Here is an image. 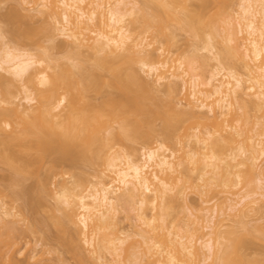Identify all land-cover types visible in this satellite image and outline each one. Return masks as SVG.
I'll return each mask as SVG.
<instances>
[{
	"label": "bare ground",
	"instance_id": "1",
	"mask_svg": "<svg viewBox=\"0 0 264 264\" xmlns=\"http://www.w3.org/2000/svg\"><path fill=\"white\" fill-rule=\"evenodd\" d=\"M148 1V6H145L146 4L142 6L144 2L141 6H137L136 0H18L19 4L15 5L13 10H18L22 6L20 8L26 9L27 12L31 10L35 14L36 12L43 14V18H48L50 21L45 20L48 23L46 22L42 26L43 29L39 28V30L42 29L41 32L45 31L48 38L50 36L54 39L59 35L64 39L67 38L69 40L67 43L71 42L73 48L78 51L87 49V53L92 54V56L89 55L93 58H89V60H93V62H90L88 66L84 63L89 61L88 54L87 60L77 59V62H71V64L67 62L59 65L56 60L50 62L52 58L47 57L48 55L46 56L44 52H41L44 55L36 54L3 42V33L0 29V69L9 74L8 77L0 74V166H6V169L10 170L9 176H11H8L9 179L6 180H9L10 187L13 185L17 189V186L14 185L23 184L27 175H35L38 159H41L42 156L44 158L45 154L52 151L57 154V158L51 160L48 171L53 173L56 171L57 163L64 161L63 159H70L72 162L75 160L84 161L92 165L95 159L105 158L103 162L106 168L96 170L92 179L94 181L85 180L90 184L83 182L85 183L83 187L82 182H78L77 184L82 185V188L79 186L81 190L78 189L77 192L75 191V188H78L75 187L76 184L75 188H72L73 190L62 187L58 199L59 202L61 200L59 207L62 204L63 207H56V209L63 212V216L60 213L61 220H59V216L57 219L54 214H51L52 217L50 216V218L55 216L53 219L56 221L52 219L55 222L51 221L49 224H56L54 226L59 227L56 230H60V234L59 231L56 232L61 236L59 238L60 236L57 234L67 250L65 251L69 250V253L77 256L79 259L77 260L82 261L83 264V261L89 260L91 257L85 259L80 243L93 246L94 248H90V250L93 248V251L104 252L105 250L108 252L110 257L106 255L105 257L98 251L88 250L92 253L91 255L98 254L94 255L95 258L92 257L95 261L90 259L95 264H123L124 261H129L130 257L131 264H137L141 253V261L144 257L143 254L145 256L147 254V258L151 259L152 264H244L247 257L245 259L243 254L238 253L239 250L236 251V249V252L233 251V254L231 253L229 256V253L225 254L224 250L220 251V247L219 249L218 246L215 248L214 241L218 243L220 239V230L218 229L220 226L218 228L217 226L225 219L224 215L230 216L231 214L229 215L228 212L232 213V211L233 215L239 213L243 215L242 217L246 214L249 215L255 209L256 200L264 197V172H262L264 170L259 168V161L264 156V146H262L264 140L257 141L254 137L260 134L259 130L264 133V121L256 122L257 124L252 123L251 126L245 115H241L248 123L245 124L244 119L240 117L243 120L239 119L244 123L241 125L242 129L232 126L233 119L238 121L234 117L232 108L234 103H239L240 107L244 108L252 106L253 108H251L257 112L261 111V119L264 118V0L240 1V17L236 22L224 28V32L220 35L221 39L218 41L220 47H217L219 48L216 47V41L213 42V39L216 38L214 29H211L214 28L212 26L214 18L212 17L213 19L210 21L208 20L211 18L209 16L208 21H203L202 19H206L205 16L202 19L201 16L198 17L203 14L204 11L201 12L203 8L207 9L204 6L212 0H198L202 3V9L199 7L200 14L197 12V19L194 20L189 15H182L184 17L179 15L178 11L183 9L181 7L178 10L181 6L179 4L181 2L187 4V0H151L155 4L152 10L148 8L150 6V1ZM190 9L186 6L182 11L186 14ZM12 11L11 13H15ZM159 11L168 21L187 27L195 35H201L205 29L210 30L208 40L201 47L195 48L190 57V59L192 58L190 61H198L201 63L200 65H204L209 60H215L206 78H202L196 72L195 65L191 63L184 64L180 60H174L175 65H168V61L164 60L166 58L161 59L162 56L165 57L163 46H156L148 50L147 48L152 45V42L145 43L140 34H134L133 31L137 28L136 23L139 21L143 22L145 32L150 28L157 31L164 30L165 26L161 23ZM183 12L181 13L183 14ZM18 15L16 16L18 17ZM133 25H136V28ZM21 28H15L14 32L22 40L35 37L40 33L36 28V30ZM173 35L172 32L167 34L169 39H167V43L171 41L170 38ZM55 40L51 42V45L53 43L52 47L55 45ZM201 50H204L205 53L200 54ZM228 56L235 58L240 63L243 73H239L235 68L227 65ZM53 62L57 63V66L54 65L57 69L55 67L52 69L51 63L53 64ZM4 64L6 66H3ZM137 64L140 65V69L147 78L139 73L138 68L136 69ZM58 68L60 71H57ZM47 69H52L54 72L51 71L52 74H49ZM30 72L32 74L28 75ZM27 75L32 87L23 86L25 92L23 98L29 103H32L36 98L35 101L39 103L37 102V105L34 106L22 105L23 108H20V105L12 99L11 86L15 82H23ZM149 77H152V80ZM158 85L163 86L169 96L168 99L163 100L165 102L154 97L156 89L153 90V87ZM90 91H96L101 96L98 103L90 99L92 97L89 94ZM179 93L182 94V97ZM177 94L181 97H179V101L184 98L185 108L183 110H177L174 106L173 99ZM63 105L66 108V111L63 109L65 114L62 111H57ZM197 110L206 114L207 120H202L205 130H202L203 133L200 136V130L195 129L191 135L193 140H190L185 146L180 144L182 145L179 147L181 149L177 147L179 151L171 150L158 141L155 146L144 150L142 160H134L126 152L112 153L107 150L112 148L110 141L120 140L119 134L115 130L113 131V126H111L112 132L107 128L110 130L109 136L106 137L102 134V129L110 127L112 122L118 124L122 138L135 140L138 137H146L147 125L150 126L151 121L157 118L161 121L163 137L171 140L172 136L174 137L172 131L177 130L175 128L180 127L184 121L181 116L187 114V116L189 115L187 118L194 119ZM54 111L60 112L61 115ZM244 114L247 115V112ZM202 115L201 117L204 116ZM59 117L60 119H58ZM196 118L193 120L194 124L196 121H200ZM255 125L261 127L257 129V133H259L253 135L251 132L249 135L250 131L255 130L254 128L251 130ZM249 126L251 127L249 128ZM262 133L260 135L264 136ZM235 141L237 145L236 143L231 145L235 150L231 148L232 152L229 151V156L226 153L223 154L224 150L225 152L227 148L229 150L231 142ZM227 145L228 147H226ZM108 146L110 148H107ZM104 149L108 151V157L105 156ZM243 164L248 166V179H252L250 176L252 170L259 169L258 191L250 189L239 197L237 191L228 192L231 194L230 197H226L228 211H226L227 214L225 211L223 212L221 219L213 221L218 217L213 214L214 210H207L210 208H206L207 211L204 212L206 214L200 213L201 215L196 214L201 210L203 212L205 208H200L201 210L196 214L191 211L190 214H187L188 216L186 215L189 219L188 222L181 225L171 221L172 218L169 219L172 201L174 205L175 200L177 201V198L183 194V186L180 185L181 183L179 184V181H182L179 177L180 173H187L188 178H190L189 171L196 173L195 178L198 181V186L206 187V189L202 188L204 189L202 191L201 187H198L203 194L207 193L209 188L216 190L217 186L215 187V185L229 189L238 187L242 180L240 172ZM42 178L40 179L42 180ZM214 183L216 184L214 185ZM7 185L2 186L5 188L0 187V191L1 188L5 190ZM9 186L7 194L10 196ZM21 189L19 192L23 193L26 199L29 195L34 194L30 197V200L34 201L37 198L41 200L40 195L37 197V191L43 193L47 190V186L44 182L39 181L36 185L24 187V192H22L23 187ZM15 192L17 193L14 194ZM14 193L13 202L23 197L17 190ZM4 195L6 194L3 193V197ZM1 198L0 225L4 226L6 230L0 233V264H25V261L23 263L24 259L18 260L8 252L24 237L25 230L14 226L18 222V218L16 222L15 217L19 212L13 213V209H5L6 204L2 203L3 198L2 200ZM39 199L34 201L35 204L30 201L28 207L36 206ZM22 201L24 204L21 205V209L18 205L12 208L17 207L19 210L25 211L24 206L27 200L23 199ZM122 203H129L130 210H136H134L135 215L130 214L131 218L130 216L128 218L132 220L135 217V223L130 225V227L133 226L134 231L123 230L125 231L123 232L122 228L120 230L116 213L119 212ZM148 207L149 212L144 210ZM258 207L260 208V206ZM128 215L127 213L126 216ZM32 219L34 220V217ZM38 220L35 217L33 224L37 222L36 225H41L42 221ZM204 221L207 226L202 224ZM31 225L28 226L30 229ZM70 225H73L74 229H71ZM33 227L35 226L33 225ZM40 227L42 228V226ZM184 227L186 229L183 230ZM204 227L212 230L214 239L204 240L203 237L195 236L198 234L196 231L204 230ZM38 229L37 231H39ZM43 231H41V235ZM234 231H229V234L231 232L237 234L238 230ZM43 233L48 236L46 232ZM44 237L41 239L42 242L49 243V236L45 239ZM135 237L137 238L135 239ZM130 238L133 239L132 242H136V249L135 246H131L134 243L128 244ZM198 241L200 245H198ZM4 246H6L5 250L2 249ZM79 248L82 249L79 250ZM132 249L136 250L134 253L139 251L138 255L129 251ZM106 252L104 253L106 254ZM218 252L225 255L223 256L221 253L220 256ZM18 253L20 254V251ZM133 254L138 260L132 259ZM82 263L80 262V264ZM140 263L143 264L139 261Z\"/></svg>",
	"mask_w": 264,
	"mask_h": 264
},
{
	"label": "rangeland",
	"instance_id": "2",
	"mask_svg": "<svg viewBox=\"0 0 264 264\" xmlns=\"http://www.w3.org/2000/svg\"><path fill=\"white\" fill-rule=\"evenodd\" d=\"M144 1L145 0H136L137 6H141V4ZM147 1L144 2L142 6H144V4H146L145 6H148ZM149 1L148 2L150 3V6L148 8L152 10L154 8L153 6L155 4L152 3L151 0H149ZM240 1L241 0H212V2H209L210 4L208 3L209 5L207 4L204 6L207 9L204 10V8H203V10H201V12L204 11L203 12L204 15L202 14L203 15L202 16L199 12L200 11L199 9L202 7L201 6L202 3L198 0H187L186 1L187 4H184L185 2L184 3L181 2L183 5L181 3L179 4L181 6L178 8V10L181 9V7L183 9H181L179 11L177 10V11L179 12V15H181V17H184L182 15H189V17H191L193 20L197 19L198 13L200 14L198 17L201 16V19L204 18V16L206 17V19L205 18L202 19L203 21L207 20L209 18V16L211 17L208 19L210 21L214 18L213 23L215 25L213 24L212 26L214 28H211V29L212 30L214 29L213 32H215L214 34H216V38L213 39V42L216 41L215 42L216 47L217 46L220 47V43L218 41L221 39L220 35H222V33L224 32V28L230 26L231 23L236 22L237 18L240 17V14H241L240 6H239ZM17 4H19L18 0L17 1L16 0H0V29L3 33V39H2L3 42H6L8 45L13 46V47H19V48H24L26 50H30L31 52L36 53V54L38 53V54L44 55L43 53H41V52H44L46 54V56L48 55L47 57H50V59L51 58L53 59V60L51 59L50 62L56 60V61H58L59 65L65 64L67 62H69V64H71V62L72 63L77 62V59H79V60L80 59H86L87 60V58H86V56L88 54L87 49L82 50V51H78L77 49H74L73 48L74 46H72V43L70 42L71 45H70V43H67V42H69V40L67 38H65V39H67V41H65L63 36H60L59 34H56V35H59V36H56L58 38L55 37L53 39L50 36L48 38V36H47L48 34L46 35L45 31L41 32L40 30L43 29L42 26H44L47 22V21L45 22V20H48V21H50V20L48 18L47 19L43 18V14L40 13L41 14L40 15L36 11H35L36 12V14H35L33 11L28 10V12H30V13H28L26 11V9L23 10L22 8H20L22 6H20L18 10H13L15 5H17ZM183 6L184 7L187 6V7H189V9L191 8L190 11H192L194 14H190V13H192L190 11L189 12L185 11V12L189 13V14H187V13L185 14L182 11V10H184ZM206 6H208V7H206ZM12 10L15 13H18L20 16L18 14L11 13ZM185 10H186V8H185ZM180 11L183 12V14ZM159 14H160V18L162 21L161 23H163V25L165 26L164 30L157 31L154 28H150L147 30V32H145L143 22L139 21L136 23L137 28H136V25H133L136 28V29L134 28L135 29L133 31L134 34L135 33L140 34V36L144 38L145 43L152 42V45L149 48H147L148 50L153 49L156 46H163V49L165 50V55H164L165 57L162 56L161 59L166 58L164 60L168 61L167 62L168 65L169 64L175 65L174 60H180L184 64L191 63V64L195 65L196 72H198L202 76V78H206L207 75L209 74V71L212 69V65L215 63V60H209L206 63H204V65H200L201 63H199L198 61H195V60L190 61V60H192V58L190 59V57H191V54H193L192 51H194L195 48L201 47L208 40V38H209L208 35H209L210 30L205 29L201 33V35H195L193 32H191L189 29H187V27L185 28V27L178 25L177 23L168 21L163 16L161 11H159ZM8 15H10V16L12 15V16L10 17ZM16 15H18V17ZM29 16H32L33 18L29 17ZM8 17H10L12 19H10ZM44 17H45V15H44ZM15 28L16 29L17 28L18 29L30 28L31 30L37 29V31L40 33L35 31L38 33V34L36 33L37 37L35 35H33L35 37H31L29 39L22 40L18 36V34L16 32H14ZM39 28H42V29L39 30ZM170 32H172V34H174V35H173V37L170 38V40L172 42L170 41L169 42L170 44H169V43H167V39H168L167 34ZM50 38H51V40H50ZM52 40L53 41L55 40L54 47H52L53 43L51 45ZM219 47H217V48H219ZM80 49H82V48H80ZM69 53H71V54H69ZM199 53L203 54V53H205V51L201 50V51H199ZM90 55L92 56V54H90ZM90 55H89V57L87 56L88 60H89V58L93 59ZM90 62H93V60L92 61H90V60L85 61L84 63L86 64V66H88V64ZM55 64H54V62H53V64L51 63V65H53L52 69H54V67L57 66V63H55ZM59 65H58V67H59ZM227 65L229 67L235 68V70L237 72L243 73V68L241 67L240 63L235 58H233L231 56L227 57ZM3 66H6V65L4 64ZM137 68L139 69V71H140L139 73H141V75H143V77L146 76V74L143 73L142 69H140L141 68L140 65L137 64L136 69ZM52 69L51 70L47 69V71L49 70L48 71L49 74L51 73V71L54 72V70H52ZM55 69H57V68L55 67ZM57 71H60V69L58 68ZM0 74L5 75L7 77L9 76V74L7 72H5L1 69H0ZM30 74H32V73L30 72L28 75H30ZM28 75L23 80V82H21V83L15 82V84L13 86H11L12 94H13L12 99L14 100V102L16 104L20 105V108H23L22 105L34 106L38 102V101L37 102L35 101V100H37L36 98L33 99L34 101L32 103L27 102V100L23 98L25 96V92L23 91V86L26 85L29 88L32 87L31 83L29 82V76ZM33 75H34V73H33ZM146 78H147V76H146ZM36 87L39 88V86H37V85H36ZM154 87H156V88H154ZM154 87H153V90L154 89H156V90H154L155 95H154V93H153V95H154V97L156 96L158 98V100L163 101V100H166L169 98V96L165 92L166 90H164L163 86L158 85V86H154ZM61 91H63V90H61ZM89 94H91L92 97L90 99H92L93 102L98 103L99 100L101 99V96L98 93H96V91L95 92L90 91ZM179 94L175 95V97L173 99L174 100V106L176 107L177 110H183L185 108L183 105L184 104V101H183L184 98H183V100L181 99L182 101H179V99L182 97V94H180L181 97ZM247 98H249V97H247ZM247 98H245V99H247ZM163 102H165V101H163ZM251 107L247 106L244 108V107H240L239 103H234L232 108H233V112L235 114L234 117H236L238 119V121L233 119L232 126L234 125L239 129L242 124L244 125V123L247 124L249 122L251 125L252 123L255 124L256 122L261 123L262 121H264V118L261 119V114H262L261 111L257 112V110H254V109H252L253 107L252 108ZM63 109H65V111H66V108L64 107V105L59 107L57 109V111H62V113H63V112H65ZM57 111H54V112L60 114V112H57ZM244 111L247 112V115L244 114V113H246ZM199 112H201V111H198L196 113L195 117H197L196 119H199L200 120L199 122L202 123V120H207L205 117L206 114H204L203 112H201V114H199ZM63 114H65V113H63ZM60 115H58V116H60ZM201 115L204 118L201 117ZM241 115H245V118H246V120L248 119L247 120L248 122L245 120V118H243L244 116H241ZM188 116H187V114L181 116V118L184 119V121L180 124V127L178 126L177 128H175V129H177V130H174L175 132L172 131V133L174 134V137L172 136L171 140H168V139L163 137V134L161 131L162 130L161 129V121H160V119H157V118H155V119H153V121H151L150 124L152 126L151 125L150 126L147 125L148 127L145 126V127H147L146 128V131H147L146 137H143V138L138 137V139L136 138L135 140H133V139L128 140V139L122 138L120 130L118 128V124L116 122H112L110 127L113 126V131L115 130V132H117L119 134L120 140L118 139L119 141H117V142L116 141H110V145H112L111 146L112 148H110L108 146L107 148H110V149H107V150L109 152H112V153L117 152V151L118 152H126L131 156L132 159L142 160L144 150H146L150 146H155L157 141H158V142H162L163 144H165V146H167L171 150L179 151L177 149V147L179 148V147H182V145H184V146L188 145V142H190V140H193L191 135L195 132V129L196 130L198 129V131L200 130V136H201V133H203V131L205 130L204 129L205 125L203 123H202L203 126L198 121H196L197 123L195 122V124H194L193 120H195V117H194V119H190V118H187ZM228 116H230V115H228ZM60 117L62 118L63 116H60ZM60 117L58 119H60ZM240 117H242L244 119V123H243V121H241L243 119H241ZM204 122L206 123V121H204ZM2 123L3 122H1V124ZM2 125H4V124H2ZM191 126H193V127H191ZM251 126H249V128ZM110 127L108 126V127H106V129L105 128L102 129V131H103L102 134L105 135L106 137H107V135L108 136L110 135V133L108 134V132H110V130H108L107 128L111 129V132H112V127L111 128ZM244 128H245V126H244ZM246 128H248V127H246ZM253 128L255 130L250 131V133H248L249 135L251 134V132L253 133V135H255V133L258 134L259 132H260V134L262 133L260 130L257 133V131H258L257 129L258 128L260 129L261 127H258L257 125H255V127L253 126L251 128V130ZM6 129L8 130L9 128L7 127ZM241 129H242V127H241ZM260 134H258L259 136L258 135L254 136L255 139H257V141L258 140H261V141L264 140V136H262ZM262 134H264V133H262ZM238 139L241 140L240 137H238ZM262 142H264V141H262ZM232 143L233 144L236 143V145H237L236 141L231 142V144L229 142V144H230L229 150H228V148L226 149L224 147L226 149V152L224 150L223 154H225V153L227 155L230 154L229 151L232 148L231 147ZM180 144H182V145H180ZM262 144H264V143H262ZM262 146H264V145H262ZM226 147H228V145ZM233 147H234V145H233ZM186 148H184V149H186ZM105 149H104V151H105ZM179 149H181V148H179ZM232 150H235V149L232 148ZM108 151H105L106 152L105 156L107 155V157L109 155V154H107ZM52 152L48 153L47 155L45 154L44 158L42 156L41 159H38V161L36 162L37 163L36 164V174L35 175L34 174L27 175V178H25V180L23 182L24 186L21 183L22 187H23L22 192H24V187L26 188V187L32 186L34 184L36 185L39 183V181L44 182V184L47 186V190H45V192L47 191L46 193L44 191H43V193H41V191L40 192L37 191V193H38L37 197H39V195H40L41 200L39 198H37V200L39 199L40 201H38L39 203H37L36 206L33 205L34 206L33 208H32V206H29L30 207L29 208L28 204L30 201L31 202L33 201V200H30L31 199L30 197L34 196V194L32 196L27 195L29 198L27 197V199H26V196L23 195V193L19 192V190H22L21 184H18L20 186L14 185V186H17V189H16V187H13V185L11 186L12 187L11 188L9 186V183H8L9 180H6V179H9V177L11 176V175L9 176L10 170H7L6 166H3V165L0 166V187H2L3 185L6 186L8 184L5 190L4 189L2 190V188H5V187L1 188V191H3V192L1 193V191H0V198L2 197L3 201H4V202L2 201V203L6 204L4 207L5 209L11 208V209H13V211H12L13 213L19 212V213H17L18 216L15 217L16 222H17V218H18V222L14 226L21 229V230H25L24 237L21 240H19L17 244L12 246L8 252L12 253V256L18 260L24 259L23 263L26 262L27 264H80V262L82 263V261L79 262L78 261L79 259L77 256L75 257L74 255H72L73 253L72 254L69 253L70 252L69 250H68V252H66L67 250H66L65 246L62 245V243L59 239V238H61V236L59 235L60 230H58L59 234L57 233L58 231L56 230V228L58 229L59 227L54 226L56 224H53V225L49 224L52 221V219L55 218V216L53 218H50V216L52 217L51 214L56 215V218H57V216H59V218L63 216V212L61 213V211H58L59 209L58 210L56 209V207H59V203H61V200L59 202L58 198H59V194H60L62 187H65L67 189L68 188L74 189L75 187H78V188H75L76 189L75 191L77 192L78 189H80L79 188L80 185L77 184L78 182H82L83 187H84L85 183H83V182H86L88 184L89 181L93 179V175L95 174V172H97L96 170L106 168V165L103 162V159L105 161V158L95 159L94 163L92 165H90L89 163L84 162V161L82 162L79 160L78 161L75 160L74 162H72V160H70V159H63L64 161H61L60 163L58 162L57 163L58 165L56 164L57 165V167L55 166L56 171L54 170L55 172L53 173L52 171H48V168L52 162L51 160L52 159L54 160L57 158L56 157L57 154L54 151H52ZM230 152H232V151H230ZM104 153L101 155L103 156ZM177 153H179V152H177ZM225 157H227V156H225ZM260 160L261 161H259V168L261 167L262 168L261 170H264V156H262V158ZM244 165L245 164H243V166L241 167L240 174H241L242 180H240L241 182H239L238 187L229 189V188L224 187V186L218 187L219 185H215L216 183H214L215 187L217 186V189L214 187V189H216V190H211V188H209L210 187V185H209L208 192L203 193V194H201V191L204 190L202 188L206 189V187L198 186V184H197L198 181L195 178L196 173H194V172L192 173L191 171H189L190 178H188L189 176H187L188 175L187 173H184V174L180 173L179 177L181 178L182 181L181 182L179 181V184L181 183L180 185L183 186V189H182L183 194H181V197L179 196L177 198V201L175 200L174 205H173V201H172V205H171L172 209L170 210L171 215H169L170 216L169 219L172 218V220L171 219L170 220L178 223L179 225L184 224V223L188 222V220H189L187 217L188 216L187 214H190L191 211H192V213L196 214L199 210H201L200 208H205V209L203 212H201L202 211L201 210L196 215H199L200 213L206 214V213H204L206 208H210L207 210H211V209H212V211L214 210L213 214L217 215L216 217H218L213 221L216 222L218 219H221L223 212L228 211V208H227L228 200L226 197L231 196V194H229V193L237 191L238 192L237 196L239 197L241 194L246 193L250 189H254V190L258 191L257 190V184H258L259 169H256V170L254 169V171L252 170V175L250 174L252 179L250 178L251 179L250 180L247 178V177H249L247 175L248 174L247 172L249 170V169L247 170L248 166H244ZM57 171L60 174H58ZM182 171L184 172L183 169H182ZM182 171H180V172H182ZM262 172H264V171H262ZM253 176H254V178H253ZM41 177H43L42 180L40 179ZM85 180H89V181H85ZM248 180H250V181H248ZM92 181H94V180H92ZM75 184H76V186L74 187ZM200 184H202V183H200ZM8 186L10 188V192H9L10 196H9V194H7V192L9 191V189H7ZM198 187L199 188L201 187V189H200L201 191L199 190ZM212 188H213V186H212ZM13 189H14V191L17 190L18 193L21 194V197L23 195L22 198L25 199V201L29 200L28 203H26L27 201L25 202V204H26L25 205L26 207L24 206L25 211L24 210L21 211L17 207L12 208V207L18 205V207H20V209H21L22 208L21 205L23 206V204H24V203H22L23 202L22 198H20L21 200L19 199L18 201L16 200L15 202H13L14 199H12V198L13 197L15 198V195H13V193H14ZM4 191H6V192H4ZM12 191H13V193H12ZM3 193L6 194V195H4V197H3ZM16 193L17 192H15L14 194H16ZM39 193H41V194H39ZM24 196H25V198H24ZM255 197L259 198L258 196H255ZM2 198H1V200H2ZM16 198L18 199V197H16ZM35 198H36V195H35ZM33 199H34V197H33ZM259 199H257L258 202L256 200V205L254 206V208H255L254 211L250 212L249 215L246 214V216L244 215V217H242L243 215H240V213L238 215L237 214L233 215V211H232V213L228 212V214L229 215L231 214V215L230 216L224 215L223 217L225 219H223V221H221L217 226V228L220 226L218 228L220 230V235H219L220 239L218 240V243L214 241L215 248H217V246H218V249H219V247H220L221 248L220 251L224 250L225 254L229 253V256H231L230 255L231 253L233 254V251L236 252L239 250L238 253L243 254L245 256V259L247 257L246 263H244V264H254V262L256 260L257 261L255 264H264V197H261ZM37 200H34V201H37ZM34 201L32 204L36 203V202L34 203ZM56 205H58V206H56ZM121 205H120V207L118 206L119 212L116 213V215H117L116 219L119 221L118 224H119L120 230L122 228L121 231L125 230L127 232H131L133 230L132 229L133 226L130 227V225L131 224L133 225L135 223V221H134L135 217L132 216V217H134V218H132V220L128 219V218H129L130 214L135 215V212H134L135 209L130 210L131 205H129V203L128 204L122 203ZM258 206H260V208ZM27 207H28V209H27ZM62 207H63V204L59 208H62ZM60 210H62V209H60ZM144 210L145 211L148 210V212H149L150 209L148 207L147 209H144ZM60 213L62 214V216H60L61 215ZM127 213L129 214L128 216H126ZM195 214H193V215H195ZM226 214H227V212H226ZM32 217H34V220L32 219ZM35 217L37 218V220L40 219L42 221L41 225L40 224L36 225L37 222L35 224H33V221H35ZM130 218H131V216H130ZM190 219H191V217H190ZM13 220H14V218H13ZM40 220H38V221H40ZM53 220L56 221V219H53ZM59 220H61V218ZM213 221L211 222V224L214 223ZM240 221H241V223H242V221H243V223H245V222L246 223L244 225H242L243 223L241 224ZM38 223H40V222H38ZM42 223H43V225H42ZM204 223H205V221L202 224H204ZM30 225L33 228V230H32V228L30 229V227H28ZM33 225L35 227H33ZM204 225L207 226V224H204ZM40 226H42V228ZM36 227L43 229L44 231L40 230ZM35 228H36V231L34 230ZM29 229L32 230L33 232L30 231ZM37 229L39 231H37ZM71 229H74L73 225L71 226ZM184 229H186V227H184L183 230ZM5 230H6V228L4 226L0 225V233L5 232ZM233 230H235V231L238 230L237 234L235 231H234L235 233L231 232L229 234V231H233ZM41 231L46 232L48 234V236H49L48 242L49 243H46V241H45V244H44L42 242L41 239L44 236L45 237H48V236L43 232L41 235ZM71 231L73 232V230H71ZM125 231H123V232H125ZM199 231H202V232H199ZM197 232H198V234H195L196 237L197 236H199V238L203 237L202 239H204V240L208 239V238L214 239V234L212 233V230L209 228L204 227V230L200 229V230H197L196 233ZM200 233H201V235H200ZM57 234L60 236L59 238H58ZM67 234H65V235H67ZM45 237H44V239H45ZM136 238L137 237H135V239ZM97 239H98V237H97ZM130 239H129L130 242H128L129 240L127 241L128 244L129 243L133 244L134 243V242H132L133 239L132 238H130ZM46 240H47V238H46ZM135 243L131 246H133V247L135 246V249H136L137 247H136ZM81 244L82 243H80V247H83V254L82 255H85V257H86V258L85 257H83V258L89 259V257H91V258L94 257V255L96 253H93V255H91L92 253L89 252V251H93L92 249L94 247L91 246L93 248L90 250L91 247L89 245L86 246V244L85 245L82 244L83 245L82 246ZM95 244H96V242H95ZM97 244H98V242H97ZM198 245H200L199 241H198ZM84 246H85V248H84ZM94 246H96V245H94ZM123 246H125V245H123ZM97 247H98V245H97ZM133 247H130V248H133ZM86 248H88V249H86ZM2 249L5 250L6 246H4ZM81 249L79 248V250H81ZM134 250L132 249L129 251L130 252L133 251V253H134L136 251V250L135 251ZM138 250H139V248H138ZM19 251H20V254L18 253ZM95 251H98V250H95ZM95 251H93V252H95ZM217 251H219V250H217ZM104 252H106V251L104 250ZM104 252H101V250L98 251V253H103L101 255H103V256L106 255V256L110 257L108 252H106V254ZM138 252L139 251H137V253ZM137 253H134V254H137ZM221 253L222 252L219 253L220 256L222 254H223V256L225 255L224 253H222V254ZM244 253L247 255H245ZM134 254L132 256H134ZM82 255H81V257H82ZM96 255H98V254H96ZM234 255L236 256V253H234ZM237 255H239V254H237ZM141 256H142V253L139 256L140 262H142L143 264H152L151 259L149 260L148 259L149 257L147 258V254H146V256L143 254L144 257H143L142 261H141V258H142ZM244 256H242V257H244ZM130 258H129V261L126 260V261H124L123 264H131ZM133 258H136V257L134 256V257H132V259ZM85 259H83V260H85ZM89 260H85L86 262L83 261L84 264H87L88 262H90L92 264L95 261L93 258H92V260H94L93 262H91V260L90 261ZM136 260H138V259L136 258ZM139 261H137L138 262L137 264H139ZM96 264H99V263H96Z\"/></svg>",
	"mask_w": 264,
	"mask_h": 264
}]
</instances>
